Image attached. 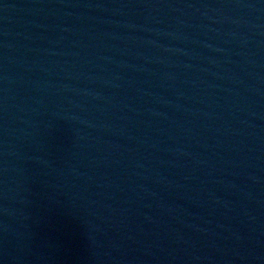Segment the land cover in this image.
Instances as JSON below:
<instances>
[{
  "label": "water",
  "instance_id": "water-1",
  "mask_svg": "<svg viewBox=\"0 0 264 264\" xmlns=\"http://www.w3.org/2000/svg\"><path fill=\"white\" fill-rule=\"evenodd\" d=\"M0 264H264V0H0Z\"/></svg>",
  "mask_w": 264,
  "mask_h": 264
}]
</instances>
